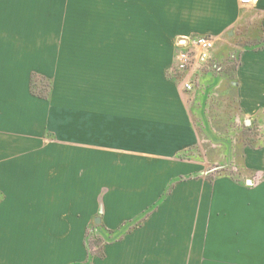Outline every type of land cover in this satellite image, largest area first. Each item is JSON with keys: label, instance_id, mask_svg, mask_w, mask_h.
<instances>
[{"label": "crops", "instance_id": "crops-1", "mask_svg": "<svg viewBox=\"0 0 264 264\" xmlns=\"http://www.w3.org/2000/svg\"><path fill=\"white\" fill-rule=\"evenodd\" d=\"M252 25L263 39L264 0H0V264L83 262L97 218L118 238L101 264H264V132L231 148L238 179L208 177L202 140L228 138L205 117L220 103L264 131V44L229 60L232 35ZM184 35L217 44L177 73ZM215 60L212 105L199 84L214 89ZM34 74L52 81L48 99L32 93Z\"/></svg>", "mask_w": 264, "mask_h": 264}, {"label": "rangeland", "instance_id": "rangeland-1", "mask_svg": "<svg viewBox=\"0 0 264 264\" xmlns=\"http://www.w3.org/2000/svg\"><path fill=\"white\" fill-rule=\"evenodd\" d=\"M151 23H152L153 35H155L154 33L155 31H159L162 34V21H160V19L152 18ZM255 27H256L255 25H252L251 28L250 26L249 27L247 26L238 27L236 30V33L232 35L233 42L231 43V46H230L231 51L229 53V56H230L229 60L234 65L238 63L241 50L245 48H250L254 50V48H259L260 44H264V38L263 39L260 38L258 39V41L257 39L254 38V35L256 33ZM161 34L157 36L158 41H159L158 48L151 50L152 69H158L162 65V35ZM257 45L258 47H256ZM214 64H217L216 65L217 69H215L216 75L213 81L214 89L211 92L206 91L204 84L206 85L207 83L202 82L199 84V88L203 90V93L206 92L207 94L210 95L209 101L211 102L212 105H216L217 103L220 102V100L218 99L219 97L216 96L215 93L220 94L219 80L221 78V75L223 74L222 72L224 69L223 61L215 60ZM210 109L213 111V113L212 111H210L209 114L206 112L205 117H212L211 121L216 122V124L219 123L221 126L227 125L230 127L229 128L230 130L229 132H227L229 133L226 136L228 138L224 140L221 139L223 135H220V134L218 135L216 133L211 136L208 130L207 131L203 130L204 135L202 136V140H204L203 141L204 145L205 144L209 145L207 154H209V156H212L215 160V162L209 165L208 171L210 173L208 174L209 175L208 177L217 178L220 175H226V176H230L232 178L238 179V175L236 171L237 168L234 166L237 164V162H239V159L237 156V148L235 151L236 153H234V151L231 150V148L238 141V138L240 136L243 137V133H244V130H242L244 127L243 121L242 119L238 120V116L231 117V116H228L227 114L223 115L222 112H220L222 111L221 103L219 106H216L215 109L211 107ZM203 116L204 114H200V113L198 114L199 123L203 122L202 121ZM222 117H223L222 121L218 120ZM224 117L226 118L225 121H223ZM228 118H232V119L236 118L237 121L235 123H231V121H229ZM263 132L264 131H262L261 129H258V128L256 129V133L259 134V136L260 134L262 135ZM247 137H249V135ZM263 138H262V141H264ZM258 141H260V137H258ZM97 229H99V232L97 231L96 233ZM117 242H118L117 236L106 233L102 229V227H100V225H97L95 223V220L92 219L90 221V224L88 225L87 234L84 240V246H85L84 249H86L87 257L83 262L71 263V264H101L108 257L110 247L116 244Z\"/></svg>", "mask_w": 264, "mask_h": 264}, {"label": "built area", "instance_id": "built-area-1", "mask_svg": "<svg viewBox=\"0 0 264 264\" xmlns=\"http://www.w3.org/2000/svg\"><path fill=\"white\" fill-rule=\"evenodd\" d=\"M243 7L254 5V0H239ZM175 71L185 73L205 64L211 57L217 39L211 35H184L175 39ZM186 91H193L194 84L191 79L184 81Z\"/></svg>", "mask_w": 264, "mask_h": 264}, {"label": "trees", "instance_id": "trees-1", "mask_svg": "<svg viewBox=\"0 0 264 264\" xmlns=\"http://www.w3.org/2000/svg\"><path fill=\"white\" fill-rule=\"evenodd\" d=\"M235 65H238V63H236ZM52 87H53L52 81H50L49 79L42 77L40 75H37V74L33 75L31 89H32V93L35 96L39 98H43V99H48L50 96ZM248 135L250 138L247 137ZM244 137H245L244 139L245 144H249L253 147H257L259 134L256 133V129H254L253 127H245Z\"/></svg>", "mask_w": 264, "mask_h": 264}, {"label": "water", "instance_id": "water-1", "mask_svg": "<svg viewBox=\"0 0 264 264\" xmlns=\"http://www.w3.org/2000/svg\"><path fill=\"white\" fill-rule=\"evenodd\" d=\"M247 124L249 125L250 124V121H247ZM248 183L251 184L252 183L251 180H248ZM100 220H101L100 218H97L96 221H95V223L96 224L97 223H100Z\"/></svg>", "mask_w": 264, "mask_h": 264}]
</instances>
